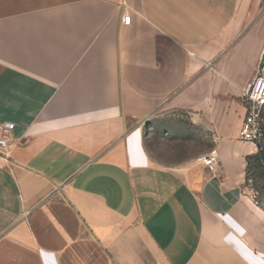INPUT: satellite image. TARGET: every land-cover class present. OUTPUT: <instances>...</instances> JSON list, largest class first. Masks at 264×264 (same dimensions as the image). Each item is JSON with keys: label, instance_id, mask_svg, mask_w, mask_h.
<instances>
[{"label": "crops", "instance_id": "obj_1", "mask_svg": "<svg viewBox=\"0 0 264 264\" xmlns=\"http://www.w3.org/2000/svg\"><path fill=\"white\" fill-rule=\"evenodd\" d=\"M263 55L264 0H0V264H264L239 137ZM185 128L215 172L155 159Z\"/></svg>", "mask_w": 264, "mask_h": 264}, {"label": "rangeland", "instance_id": "obj_2", "mask_svg": "<svg viewBox=\"0 0 264 264\" xmlns=\"http://www.w3.org/2000/svg\"><path fill=\"white\" fill-rule=\"evenodd\" d=\"M260 62L264 64V55ZM181 119L185 120L184 117ZM207 137V132L200 129L171 130L161 140L158 139V136L152 139L148 147L155 159L163 165L178 164L188 157H197L196 162H198L204 155L212 151ZM256 147L258 153L250 160L247 169L251 179L250 184L256 191L261 192H259L260 196L264 197V135L261 143Z\"/></svg>", "mask_w": 264, "mask_h": 264}, {"label": "built area", "instance_id": "obj_3", "mask_svg": "<svg viewBox=\"0 0 264 264\" xmlns=\"http://www.w3.org/2000/svg\"><path fill=\"white\" fill-rule=\"evenodd\" d=\"M130 21L129 16L122 18V23L126 26L130 24ZM243 101L247 107V114L241 124L239 137L242 141L256 146L261 143L264 135V64L261 62L258 65L256 76L243 92ZM14 128L11 122L0 123V153L8 148ZM200 162L208 172H215L219 163L217 152L211 151L204 155Z\"/></svg>", "mask_w": 264, "mask_h": 264}]
</instances>
